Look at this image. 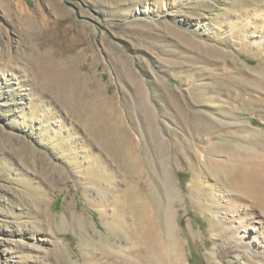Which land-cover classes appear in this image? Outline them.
Here are the masks:
<instances>
[{"label": "rangeland", "instance_id": "obj_1", "mask_svg": "<svg viewBox=\"0 0 264 264\" xmlns=\"http://www.w3.org/2000/svg\"><path fill=\"white\" fill-rule=\"evenodd\" d=\"M260 29L264 0H0V264H126L115 213L168 264H264L211 204L264 217Z\"/></svg>", "mask_w": 264, "mask_h": 264}, {"label": "bare ground", "instance_id": "obj_2", "mask_svg": "<svg viewBox=\"0 0 264 264\" xmlns=\"http://www.w3.org/2000/svg\"><path fill=\"white\" fill-rule=\"evenodd\" d=\"M257 19L261 18L257 17ZM255 36L257 39L264 41V31L262 29L258 30ZM57 73L58 72H56L55 75H58ZM125 129L126 128L123 127V131H126L123 138H125L126 146L128 147L126 150L128 151L121 153L117 151L116 153L117 158L121 162H125L124 158H129L128 155L130 157H138L140 152V142H135L133 139L134 137ZM123 146H125V144ZM111 147L112 144L108 146V149H111ZM207 158L211 159L209 157ZM206 161L209 166L212 164L211 160ZM232 167L233 165L231 168ZM254 169L255 168L253 167L251 168L252 172ZM247 178H250L254 184L256 183L257 185H260L262 188H264V177L258 172H253L251 177ZM211 199L212 205L217 204L219 206V212L221 214L220 217L222 221L228 225L231 236L238 238L239 243H243L254 253L262 252L264 254V217H258L255 211L252 210V208H250L248 205H245L242 202V198L238 195L228 192H221L212 194ZM136 211L137 210L135 206L132 208V213ZM135 220L138 221V219H135V217H131L130 221L127 215L124 213H115L111 217V221L117 225V228L127 234L130 239L133 238L134 234H137L138 237L137 240L133 242L132 246L125 252V256L122 258L123 262L126 264H152L151 262L157 260L158 264H168L170 260L168 261V257H166L164 252H162L164 249L163 244L157 241L156 245H154L155 243L153 244L151 237L148 235L147 230L149 226L146 224V227L143 228L141 223H138ZM186 233L187 235H190L189 231H186ZM161 253H163V255L158 256V254ZM174 262L175 264H180L182 262L179 254L174 258Z\"/></svg>", "mask_w": 264, "mask_h": 264}]
</instances>
